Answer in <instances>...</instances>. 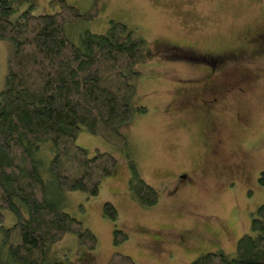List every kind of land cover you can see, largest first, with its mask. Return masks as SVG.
Here are the masks:
<instances>
[{
  "label": "rangeland",
  "instance_id": "374dc122",
  "mask_svg": "<svg viewBox=\"0 0 264 264\" xmlns=\"http://www.w3.org/2000/svg\"><path fill=\"white\" fill-rule=\"evenodd\" d=\"M9 1L12 20L25 10L38 14L59 8L50 0ZM68 1L82 11L93 3ZM112 20L125 23L133 38L144 41L141 74L132 79L133 119L122 127L129 149H117L81 127L78 143L91 155L101 150L118 158L114 175L102 182L98 195L64 192L63 209L94 231L98 245L90 251L68 233L50 246L43 264H107L115 252L132 256L135 264H190L218 249L233 255L238 239L252 233V213L264 203L259 183L264 171V0H101L98 17L66 28L78 37L86 30L104 34ZM14 45L0 38V94ZM209 69L217 75L224 70L251 75L245 95L230 94L218 104L222 144L212 159L208 151L216 145L206 143L211 136L205 134L208 117L179 103L176 94ZM238 111L242 120H236ZM43 154L50 156L49 145ZM246 156L252 161V177L241 178L236 165L245 164ZM129 157L158 190L156 205L143 206L134 199ZM106 202L118 209L116 222L104 216ZM4 214L6 225L12 226L13 213ZM115 228L129 235L120 245L113 241Z\"/></svg>",
  "mask_w": 264,
  "mask_h": 264
},
{
  "label": "trees",
  "instance_id": "16d2710c",
  "mask_svg": "<svg viewBox=\"0 0 264 264\" xmlns=\"http://www.w3.org/2000/svg\"><path fill=\"white\" fill-rule=\"evenodd\" d=\"M100 3L93 0L82 11L68 0H50L59 7L53 13L25 10L12 20L10 1L0 0V38L15 42L0 94V264H43L50 246L68 233L90 251L98 245L94 231L63 209L64 192L98 195L102 182L114 175L118 158L101 150L91 155L78 143L80 129L128 151L122 127L133 119L132 79L141 74L138 65L145 60L144 41L133 38L121 21L112 20L104 34L68 33L67 24L98 17ZM46 145L48 157L43 154ZM128 164L134 199L143 206L156 205L158 190L130 157ZM259 183L264 186V171ZM4 210L13 213L12 226L6 225ZM103 214L113 222L119 218L111 202L104 204ZM251 230L238 239L233 255L218 249L190 264H264V203L252 213ZM128 238L115 228V245ZM107 264L135 260L115 252Z\"/></svg>",
  "mask_w": 264,
  "mask_h": 264
},
{
  "label": "flooded vegetation",
  "instance_id": "af4514ba",
  "mask_svg": "<svg viewBox=\"0 0 264 264\" xmlns=\"http://www.w3.org/2000/svg\"><path fill=\"white\" fill-rule=\"evenodd\" d=\"M258 36L261 35L259 34ZM215 71V69H209L204 75H201L202 78L190 79V85L188 84L184 87H180L181 91L179 88L176 93L179 103L189 105L194 112H196L194 108L198 110L201 109L208 117L207 120L209 123L205 128V134H211V136L208 137L209 139H206V143L209 144V142L213 140L216 145L214 148H209L208 153L211 159L218 156L220 152L218 148H220L222 144V138L219 135L221 131L216 127L218 113L220 111L218 104L220 101L224 100V97L227 95H245L247 92L246 85L249 82L248 79L251 77L250 74L248 75L242 72L232 73L230 70H224L220 75H217ZM238 114L239 116H237L236 120H242V118L245 117L240 111H238ZM247 154L246 150V155ZM251 154L256 157L254 152ZM245 162V164L236 165V167H239L238 173H240L241 178L252 177L249 167V163H252V161H249L248 156H246Z\"/></svg>",
  "mask_w": 264,
  "mask_h": 264
}]
</instances>
